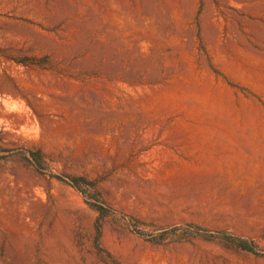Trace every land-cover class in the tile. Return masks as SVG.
<instances>
[{
    "label": "rangeland",
    "instance_id": "rangeland-1",
    "mask_svg": "<svg viewBox=\"0 0 264 264\" xmlns=\"http://www.w3.org/2000/svg\"><path fill=\"white\" fill-rule=\"evenodd\" d=\"M228 236L264 252V0H0V264H264Z\"/></svg>",
    "mask_w": 264,
    "mask_h": 264
},
{
    "label": "trees",
    "instance_id": "trees-1",
    "mask_svg": "<svg viewBox=\"0 0 264 264\" xmlns=\"http://www.w3.org/2000/svg\"><path fill=\"white\" fill-rule=\"evenodd\" d=\"M30 160L34 164V166L40 171L45 172V164L44 158L38 152H27ZM57 179L60 182L68 184L78 192H80L87 201L88 206L94 209L99 215L100 218L107 217L110 210L99 200L98 196L94 191V184L86 181L83 178H70V177H56L51 176ZM98 230V228H97ZM206 231L201 230L198 227L187 226L186 229L182 228H172L167 231L162 232L161 234L153 237L151 242L160 243V241H164L166 239H175V240H183L185 238H199L202 240H211L212 236H207ZM141 235V234H140ZM222 241L221 243L229 245L231 247H235L242 251L248 252L255 256H259L264 258V252L258 250L253 242L245 241L242 239H238L235 237H225V238H217Z\"/></svg>",
    "mask_w": 264,
    "mask_h": 264
}]
</instances>
